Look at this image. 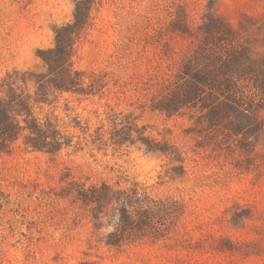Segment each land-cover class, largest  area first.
Returning a JSON list of instances; mask_svg holds the SVG:
<instances>
[{
  "label": "rangeland",
  "instance_id": "obj_1",
  "mask_svg": "<svg viewBox=\"0 0 264 264\" xmlns=\"http://www.w3.org/2000/svg\"><path fill=\"white\" fill-rule=\"evenodd\" d=\"M75 3L0 0V100L15 106L14 95L32 98L37 81L54 77L42 55L55 47V28L74 21ZM85 3L89 15L73 36L70 59L94 92L50 86L46 100L33 105L36 117L49 115L73 136V146L29 150L23 131L0 153V264H264V128L242 152L202 139L197 112L168 116L149 107L215 21L253 59L264 60V0ZM260 114L264 122V109ZM124 117L182 151L185 173L140 140L119 148L99 142L112 120ZM89 133L103 135L92 143ZM121 175L122 185L138 182L182 201L185 213L165 237L108 247L89 220L74 224L76 209L57 194L70 180L114 184Z\"/></svg>",
  "mask_w": 264,
  "mask_h": 264
},
{
  "label": "trees",
  "instance_id": "obj_2",
  "mask_svg": "<svg viewBox=\"0 0 264 264\" xmlns=\"http://www.w3.org/2000/svg\"><path fill=\"white\" fill-rule=\"evenodd\" d=\"M88 15L85 0H76L74 21L55 28V47L42 55L48 73L54 77L37 81L34 97L14 95L18 99L15 106L0 100V153L23 131L27 132L24 143L29 150L56 153L74 145L73 136L62 131L56 119L49 115L43 120L36 117L33 105L46 100L44 94L50 86L60 93L94 92L83 87V73L72 69L70 59L73 36L86 24ZM199 48L193 59H181L165 92L152 98L150 110L168 116L197 112L192 116L196 117L197 133L202 139L214 138L217 145L224 140L231 149L238 147L242 152L247 151L253 145L248 142L249 137L264 128L260 114L264 109V60L253 59L236 41L233 31L217 21L207 27ZM197 55L203 59H197ZM19 117L25 124L20 123ZM128 118L113 119L106 128L107 139L101 137L99 142L119 148L140 140L147 152L178 161L176 168H180L183 175L182 151L167 141H157L146 135L145 125L139 127L135 118ZM98 135L103 134L89 133L92 143L98 142ZM122 180L126 182L127 179L121 175L114 184L70 180L57 194L70 199L76 209L74 224L82 219L89 220L95 231H102L99 241L108 247L119 248L143 239L165 237L185 213L182 201L172 196L158 197L148 186L138 182L122 185Z\"/></svg>",
  "mask_w": 264,
  "mask_h": 264
}]
</instances>
